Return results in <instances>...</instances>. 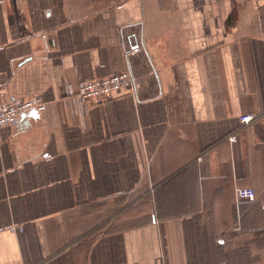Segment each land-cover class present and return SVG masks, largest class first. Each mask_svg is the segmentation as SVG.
<instances>
[{"label":"crops","instance_id":"crops-1","mask_svg":"<svg viewBox=\"0 0 264 264\" xmlns=\"http://www.w3.org/2000/svg\"><path fill=\"white\" fill-rule=\"evenodd\" d=\"M0 83V264H264V0H0Z\"/></svg>","mask_w":264,"mask_h":264},{"label":"built area","instance_id":"built-area-1","mask_svg":"<svg viewBox=\"0 0 264 264\" xmlns=\"http://www.w3.org/2000/svg\"><path fill=\"white\" fill-rule=\"evenodd\" d=\"M138 48H133L131 51H137ZM132 80L127 72H119L108 76L83 79L78 81L75 88L69 84L65 86V94L73 104L76 112L84 113L91 104H100L106 100L112 92L130 87ZM3 89V84L0 83V94ZM46 108L45 102L38 96L27 98H11L5 101H0V127L16 126L20 122L22 116L31 112L40 113ZM240 123L248 124L255 119L252 113L241 114L238 117ZM229 140L234 142V135L229 137ZM235 194L238 198L248 200L254 199V190L250 187H237Z\"/></svg>","mask_w":264,"mask_h":264},{"label":"water","instance_id":"water-1","mask_svg":"<svg viewBox=\"0 0 264 264\" xmlns=\"http://www.w3.org/2000/svg\"><path fill=\"white\" fill-rule=\"evenodd\" d=\"M34 113H36V112L34 111Z\"/></svg>","mask_w":264,"mask_h":264}]
</instances>
